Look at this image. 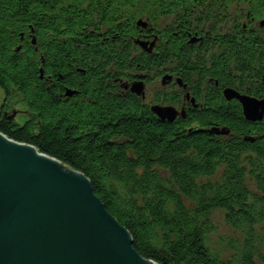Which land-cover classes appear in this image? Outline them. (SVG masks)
Listing matches in <instances>:
<instances>
[{"label": "trees", "instance_id": "trees-1", "mask_svg": "<svg viewBox=\"0 0 264 264\" xmlns=\"http://www.w3.org/2000/svg\"><path fill=\"white\" fill-rule=\"evenodd\" d=\"M234 6L264 19V0H0V89L32 115L0 123V133L80 171L133 250L157 264H264V118L246 120L211 89L206 108L168 123L118 84L171 66L184 83L206 76L221 86L233 70L264 96V33L243 20L233 39L214 29ZM201 28L204 48L190 42ZM146 35L156 38L152 55L134 45ZM65 87L82 104L55 98ZM179 98L162 92L154 102Z\"/></svg>", "mask_w": 264, "mask_h": 264}, {"label": "water", "instance_id": "water-1", "mask_svg": "<svg viewBox=\"0 0 264 264\" xmlns=\"http://www.w3.org/2000/svg\"><path fill=\"white\" fill-rule=\"evenodd\" d=\"M225 96L239 101L246 120L264 118V101L234 92ZM4 101L0 89V111ZM150 111L168 123L184 114L158 106ZM0 264L157 263L133 250L128 232L105 211L80 171L0 134Z\"/></svg>", "mask_w": 264, "mask_h": 264}, {"label": "flooded vegetation", "instance_id": "flooded-vegetation-1", "mask_svg": "<svg viewBox=\"0 0 264 264\" xmlns=\"http://www.w3.org/2000/svg\"><path fill=\"white\" fill-rule=\"evenodd\" d=\"M243 30L245 31H252V30H256L257 33H259L260 29H262V27L264 28V26L258 27L257 23L258 21L253 19L252 17H250L249 13L245 14V16L243 17ZM221 20L224 19V16H221L220 18ZM234 16L233 14L228 13L226 20L223 21V24H219V23H215V31L217 32L218 35L221 36H225L228 35L229 38L233 39L234 36ZM254 24L255 27H251V25ZM205 28H201L199 29L200 33L195 32V34L198 36L197 40L195 41V43H197V45L200 48H204V42L210 40V36H208V30H204ZM231 42V41H230ZM220 43L217 42L216 46L214 47L213 51H211L212 56H215L216 59H218L217 57L221 54L220 52ZM208 60V59H207ZM206 63V67L207 69L210 67L209 63L207 61H205ZM171 66H169L170 68ZM167 69L164 71L163 75L161 77H169V82L167 83V86L169 88H173L177 91H179L181 94V98H179V102L178 104H171V103H167V105H170L171 107H173L174 109L178 110V111H186L189 108H193V109H204L205 107V100H206V96L208 94V92L210 93V90H214L215 92H217L218 94H220V96L222 97V100L224 103H226L227 105H231L233 103H237L240 108L242 107L239 103V101L236 98H226L225 96V92H234L237 93L239 96H245L247 98H251L254 99L256 101H264V96L261 95L260 97H255V96H251L249 94V88L247 85H243L242 81H238V80H234V72L233 70L231 71V78L227 79V83H221L222 85H219L220 81H217V79H213V78H209L203 77L202 79H198V82H196V79L192 77V79L190 80L189 83H184L182 82L184 87H178L177 86V80L179 79V76H181V73H172L170 71V69ZM231 69H232V65H231ZM216 73V72H215ZM145 74V75H143ZM152 75L150 76V72L148 73H142L141 75H139V77H135L134 80H139L138 78H141V80L143 81H150V79L153 76V73H151ZM138 76V75H137ZM160 77V79H161ZM180 80V79H179ZM247 81V80H246ZM56 82L58 83V85H60L61 83V77H58V79H56ZM255 86H259L257 80H254ZM250 85V81L249 83H247ZM72 89L69 87H65V89ZM63 88V90L60 91H55L54 95L55 98H57L61 103L64 104H69L71 103V105H80L83 102V97L80 96V94H75L72 97H66V90ZM260 90L264 89V85H261ZM74 90V89H72ZM87 102V101H86ZM242 109V108H241ZM9 113H11L10 111H7L2 108L0 111V123H3L4 121H6L7 123L9 122H13L14 124H17V119L15 118V116H13L10 120L8 119V116H12ZM24 114L22 116H25L27 113L24 111ZM20 115V114H18ZM28 115V114H27ZM177 119V118H176ZM26 124V123H25ZM22 124L21 126L25 125ZM18 125V124H17Z\"/></svg>", "mask_w": 264, "mask_h": 264}, {"label": "rangeland", "instance_id": "rangeland-1", "mask_svg": "<svg viewBox=\"0 0 264 264\" xmlns=\"http://www.w3.org/2000/svg\"><path fill=\"white\" fill-rule=\"evenodd\" d=\"M243 10H244V12H243ZM245 10H246V8L243 7V6H238V7H235L234 6L232 8L231 14H233V16H234V20H235L234 25L236 24V20H238L239 22L243 20L242 17H243V14L246 13ZM260 21H264V19L263 20H260ZM260 21L257 23V26L258 27H261V26L264 25V23H262L260 25ZM139 22L140 23H138L137 26L142 27V28L145 26L144 28H146V26H147V22L146 21L140 20ZM169 22H170V20H169ZM218 23L219 24H221V23L223 24V21L220 19V21ZM251 27H255L254 24H252ZM260 32L263 34L264 33V28L263 29H260L259 33ZM148 36L149 35L142 36V38H136V39H134V45L137 46L142 53H145L147 55H152V54H154V50H155L156 38L155 39L154 38L151 39V38H149L150 36L149 37ZM196 40H197V38L191 39L190 42L192 43V42H195ZM136 41H140V42L142 41V45H144V48L146 49V51H145L144 48L141 47L140 43L139 42H136ZM32 45H34V39L32 41ZM140 51L139 52H136L135 51L134 52V56L138 55V53H141ZM81 74H82V72H81ZM141 74L142 73H136V74H134V76L135 77H139V75H141ZM143 75H145V74H143ZM151 75L152 74H150V76ZM138 79L139 80H125V81L121 79V81H118V84L120 85V87L122 88L123 91H128L131 94H133L134 96L140 98V100H142V102L144 104H146L147 106H149V110L153 106H158L160 108H172V109H174L173 107H171L170 105H167V104L155 103L154 102V99H156V95L158 93H162V92H165V93H168V94L178 93L179 96H180V98H181V95H180L181 93L179 91H177V90H175L173 88H169L167 86V83L169 82V77H165L164 79H163V77H161V79H160V78H157V77L155 78V76H154V77H152L150 79V81H148V80L147 81H143V80H141V78H138ZM118 80H120V79H118ZM176 84H177L178 87H184L183 84H182V81L179 80V79L177 80V83ZM136 85L139 86V88L142 90V91L140 90L141 91L140 94H136L135 92H133L131 90ZM75 94H76L75 91L67 90V92H66L65 95H66V97L67 96L68 97H72ZM160 96H161V94H160ZM2 108L4 109V111L5 110L10 111L11 113H9V114L12 115V116H8V119L10 120L13 116H15V118L18 121L17 124L20 125V126L22 124L30 123L31 122L29 118H31L32 115H30L28 112H26L28 115L26 114L25 116H22L24 114L23 113L24 112V109L21 108V107H19V106H17V105L12 104L9 101H7L6 98H5V101L3 103ZM174 110H176V109H174ZM176 111L177 112H181V111H178V110H176ZM183 113L184 114H182V115L180 114V116H177L176 118L184 117L185 112H183ZM18 114H20V115H18ZM25 145H27V144H25ZM28 146H30V145H28ZM53 159L56 160L55 158H53ZM56 161H58V160H56ZM58 162H60V161H58ZM60 163H62V162H60ZM218 228H219V230H218V233L219 234H221V233H227L228 232L222 225H219Z\"/></svg>", "mask_w": 264, "mask_h": 264}, {"label": "bare ground", "instance_id": "bare-ground-1", "mask_svg": "<svg viewBox=\"0 0 264 264\" xmlns=\"http://www.w3.org/2000/svg\"><path fill=\"white\" fill-rule=\"evenodd\" d=\"M227 93V92H226Z\"/></svg>", "mask_w": 264, "mask_h": 264}]
</instances>
